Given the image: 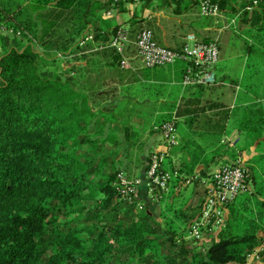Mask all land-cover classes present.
I'll list each match as a JSON object with an SVG mask.
<instances>
[{
    "label": "trees",
    "instance_id": "16d2710c",
    "mask_svg": "<svg viewBox=\"0 0 264 264\" xmlns=\"http://www.w3.org/2000/svg\"><path fill=\"white\" fill-rule=\"evenodd\" d=\"M123 2L21 0V16L0 0V23L14 30L11 37L0 33V264H244L263 239L255 232H229L225 224L207 240L186 241L181 238L199 209L189 216L175 211L164 223L147 205L138 209L132 195L121 193L117 178L128 149L106 142L110 135L73 75L61 80L40 70L48 51L66 57L82 51L80 40L89 30L109 64L118 66L121 54L105 46L118 25L101 35L94 21ZM198 2L190 0L185 8ZM239 4L218 0L221 11L233 14L244 9L245 0ZM237 24L256 30L257 51L264 53V1L253 11L244 9ZM254 121L247 134L260 140L263 112ZM252 163L264 174V153ZM246 167L253 193L264 198L259 171ZM178 219L183 226L175 224Z\"/></svg>",
    "mask_w": 264,
    "mask_h": 264
},
{
    "label": "crops",
    "instance_id": "0c3cea01",
    "mask_svg": "<svg viewBox=\"0 0 264 264\" xmlns=\"http://www.w3.org/2000/svg\"><path fill=\"white\" fill-rule=\"evenodd\" d=\"M197 5L195 3L191 8ZM186 11L178 9L175 0H151L148 3L125 0L121 6L101 12L99 19L94 21L95 29L101 35L108 29L111 31L115 25H125L129 30L128 67L110 65L111 58L104 52L100 40H93V32L89 30L80 40L83 50L77 52V57L84 55L85 58L75 62V80L77 88L90 97L89 103L99 116L102 130L110 135L106 142L114 140L121 148L135 149L132 154L124 151L120 158L122 163L136 165L134 169L139 173L143 172L149 152L165 148L155 126L175 114L179 141L168 152L166 167L178 169L184 179H192L191 183L202 182L205 189L211 172L230 153L239 155L260 174L252 159L263 152L257 148L258 141L253 138L254 146L246 148L244 138L248 136L247 140L251 139L247 131L256 125L254 117L259 116L260 112L264 114V78H257L255 74L246 77L245 72L255 68L253 60H241L233 52L221 54L220 48L213 85H183L185 62L181 60L166 66L145 68L134 43L136 34L144 27L153 32L159 44L167 47L181 46L189 33H194L200 40H216L220 47L219 33L225 32L228 24L215 26L208 23L210 16L199 13L194 16ZM220 16L231 19L227 17L229 14L225 9ZM243 28L247 29V26ZM90 35L92 38L87 39ZM245 39L249 41L248 45L251 44L252 38ZM97 56L104 60L101 66L105 75L99 89L91 88L85 82L86 75L89 78L94 75L95 68L91 67L89 61ZM116 70L125 71L117 76L114 75ZM81 72L86 75H80ZM146 116L151 117L148 125L142 120ZM259 177L264 181V174ZM231 205L226 208V225ZM257 234L264 238V227Z\"/></svg>",
    "mask_w": 264,
    "mask_h": 264
},
{
    "label": "built area",
    "instance_id": "2783aa9c",
    "mask_svg": "<svg viewBox=\"0 0 264 264\" xmlns=\"http://www.w3.org/2000/svg\"><path fill=\"white\" fill-rule=\"evenodd\" d=\"M263 1L245 0L244 9L253 11ZM198 9L202 16H220L222 12L218 0H199ZM244 9L238 10L235 14L236 19ZM90 38L92 35L87 37V39ZM129 42L128 28L120 25L105 44L121 54L119 62L121 68L128 67L129 64V57L125 52ZM134 43L137 55L145 68L166 66L181 60L185 62L182 75L183 85L209 86L215 83L220 52L216 40H200L194 33H189L180 48H170L159 44L153 32L144 27L137 33ZM155 128L159 131L165 148L149 153L140 177L137 176L130 180L124 172L118 173L117 178L122 186L120 191L124 195H132L135 198L136 194L142 190L149 198L161 199L168 192L173 179L180 178L183 184H189L192 181L190 178L184 179L178 169L166 167L168 152L179 141L175 114L163 120ZM246 166L242 158L236 155L233 158H225L215 167L201 197L199 212L190 222L181 239L201 242L217 234L225 226L226 208L239 194L251 189ZM251 255L258 256L256 250L249 253L247 258Z\"/></svg>",
    "mask_w": 264,
    "mask_h": 264
},
{
    "label": "rangeland",
    "instance_id": "374dc122",
    "mask_svg": "<svg viewBox=\"0 0 264 264\" xmlns=\"http://www.w3.org/2000/svg\"><path fill=\"white\" fill-rule=\"evenodd\" d=\"M4 2L9 3L11 5V10L21 14V16H24V12L22 11L21 7H18V3L21 2V0H4ZM242 0H236V3L238 6L240 5ZM186 4H189V0H183L182 3H179L178 9L185 11L186 13L192 12L195 16L196 13H199L198 5L194 8L186 7ZM229 9V5L226 6ZM21 8V9H19ZM226 13L229 14V18L231 19H225L221 18V16H210L207 18L209 24H213L217 26V24L227 23L228 28H225V32L219 33L220 35V49L221 54L222 52H233L238 55L241 60H246L247 58H250L253 60V63H255V68H251L250 70H247L245 72L246 77L251 76L253 74L256 75L257 78H264V53H261L257 51L258 46L260 44L257 42V40L254 38L256 35L255 29H245L237 24L238 19H236V15L233 13H229L226 11ZM198 17V16H196ZM210 20V21H209ZM0 33L6 35V36H12L14 34V30L12 28H7L4 24L0 23ZM224 30V29H223ZM218 32V30H215ZM139 32V31H138ZM220 32V31H219ZM234 32V33H233ZM17 36L20 37V33L17 31L15 33ZM137 35V34H136ZM211 37H214L213 35H210ZM245 38H252L251 41L257 42L256 45H252L248 48L244 44V41H248ZM252 43V42H250ZM251 45V44H250ZM249 51H247V48ZM34 48L38 50L39 52H43L44 49L39 46L35 45ZM255 48V49H254ZM130 49V48H129ZM254 51L252 52V50ZM2 41L0 39V53H2ZM134 51V50H133ZM126 55L129 57V51L126 48ZM49 55L47 57H44V59H40V70L46 71L50 76L53 74V76H58L62 79L69 77V75H73V77H77L76 71L74 69L72 70V63L77 62L74 61V57H77V53L75 55H69L66 57L65 55L61 53H55L53 51L47 52ZM82 55L80 59L83 61ZM86 56V55H85ZM220 56V53H219ZM79 59V57L77 58ZM76 59V60H77ZM130 58L128 59L129 62ZM100 58V56H97L95 58H92L89 62L91 67H94V75L93 77H88L86 73L81 72L80 75L82 76L86 75L85 82L90 86L91 88L99 89L102 87V84L105 80V75L102 71L101 62H103ZM77 68V67H76ZM71 69L70 73H66L68 70ZM253 70V71H252ZM125 70H116L114 72V75H123ZM74 72V74H72ZM74 78V79H75ZM74 85L78 87L77 83L75 82ZM87 95V94H86ZM142 120L144 124L147 123V121L151 120V117H142ZM146 125V126H147ZM101 127V125H100ZM100 131V130H99ZM248 136H245L244 138V146L251 147L254 146L255 141L251 139H248ZM247 140V141H246ZM257 148L264 153V135L260 140H257ZM121 148V147H120ZM174 148V147H173ZM172 148V149H173ZM122 149V148H121ZM171 149V150H172ZM124 151V149H123ZM126 151V150H125ZM135 151V149H128V152L132 154ZM150 153V152H149ZM148 153V155H149ZM147 155V157H148ZM235 153H230L229 158H233ZM146 157V161H147ZM244 161V160H243ZM246 164V162H245ZM247 165V164H246ZM134 164L130 163H123V171L126 174L127 178L132 180L135 177L142 174V172H138V170L134 169ZM137 171V172H136ZM137 173V174H136ZM139 173V174H138ZM174 180L171 184H174ZM258 181L260 183H263V180L258 178ZM169 193L165 196H162L161 199H152L149 198L144 191L140 190L135 198L137 199L136 205L138 209H143L145 205H147L148 211L152 214V216L160 221L161 223H164V220L171 217L173 212H182L186 216H189L191 214L196 213L199 209V203L201 200L202 190H203V183L202 182H196L193 181L189 184H179L171 186ZM255 190V189H254ZM254 190H252V193L250 191H246L244 193L239 194L234 202L232 203L230 207V215L228 218V224L226 225L229 232L236 233V234H245V233H258L259 229H262L264 227V199L263 197H258L259 195L253 194ZM263 200H262V199ZM141 205V207H139ZM175 207V208H174ZM173 208V209H172ZM162 212V214H161ZM184 216H182L183 218ZM193 220V219H192ZM178 226H183V220L178 219L175 222ZM194 243V242H193ZM190 242V245H195ZM201 246L199 248L196 247L197 250L201 249ZM256 250V253L258 256H250L247 258L246 262L244 264H264V238L262 241L254 248V251Z\"/></svg>",
    "mask_w": 264,
    "mask_h": 264
}]
</instances>
